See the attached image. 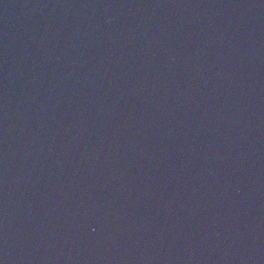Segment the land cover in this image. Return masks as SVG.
I'll use <instances>...</instances> for the list:
<instances>
[{
    "label": "water",
    "instance_id": "water-1",
    "mask_svg": "<svg viewBox=\"0 0 264 264\" xmlns=\"http://www.w3.org/2000/svg\"><path fill=\"white\" fill-rule=\"evenodd\" d=\"M193 264H264V138Z\"/></svg>",
    "mask_w": 264,
    "mask_h": 264
}]
</instances>
